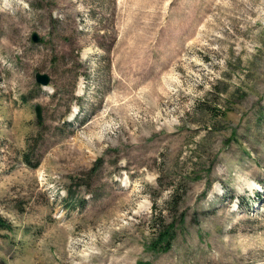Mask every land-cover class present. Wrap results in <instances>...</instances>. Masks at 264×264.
<instances>
[{
    "label": "rangeland",
    "instance_id": "1",
    "mask_svg": "<svg viewBox=\"0 0 264 264\" xmlns=\"http://www.w3.org/2000/svg\"><path fill=\"white\" fill-rule=\"evenodd\" d=\"M0 218V264H264V0H0Z\"/></svg>",
    "mask_w": 264,
    "mask_h": 264
},
{
    "label": "water",
    "instance_id": "2",
    "mask_svg": "<svg viewBox=\"0 0 264 264\" xmlns=\"http://www.w3.org/2000/svg\"><path fill=\"white\" fill-rule=\"evenodd\" d=\"M32 42L33 43H39L40 38L36 33H33L31 36ZM35 78V82L39 85V86H47L50 83V77L46 74H40V73H35L34 75ZM34 111L36 114V119L38 122L42 121V117H41V107L39 105H35L34 106Z\"/></svg>",
    "mask_w": 264,
    "mask_h": 264
},
{
    "label": "trees",
    "instance_id": "3",
    "mask_svg": "<svg viewBox=\"0 0 264 264\" xmlns=\"http://www.w3.org/2000/svg\"><path fill=\"white\" fill-rule=\"evenodd\" d=\"M0 230H6L10 231L11 230V225L7 223L5 220L0 218ZM166 235H161V237H165Z\"/></svg>",
    "mask_w": 264,
    "mask_h": 264
}]
</instances>
